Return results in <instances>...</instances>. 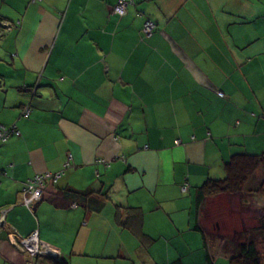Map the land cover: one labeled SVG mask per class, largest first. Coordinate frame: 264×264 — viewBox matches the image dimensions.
Here are the masks:
<instances>
[{
  "label": "crops",
  "instance_id": "0c3cea01",
  "mask_svg": "<svg viewBox=\"0 0 264 264\" xmlns=\"http://www.w3.org/2000/svg\"><path fill=\"white\" fill-rule=\"evenodd\" d=\"M133 1L0 0V125L19 132L0 144V264H51L15 247L33 231L68 264H229L226 211L257 227L195 191L264 154V0ZM45 173L31 213L24 183Z\"/></svg>",
  "mask_w": 264,
  "mask_h": 264
},
{
  "label": "trees",
  "instance_id": "16d2710c",
  "mask_svg": "<svg viewBox=\"0 0 264 264\" xmlns=\"http://www.w3.org/2000/svg\"><path fill=\"white\" fill-rule=\"evenodd\" d=\"M132 2L133 5L131 6H135L133 0ZM139 15L141 16L140 13ZM145 20L151 21L154 27L153 30L149 33V35H145L141 27V33L142 36H150L155 31L156 25L152 20L148 18H145L143 23L145 22ZM11 26L12 25L10 24V29ZM5 33L6 32H3V34ZM3 34L0 36V38L3 36ZM28 91H30V93L34 95L36 93V87L29 88ZM26 106H29V108L31 109L30 104L22 106L20 109V117H22L21 112L23 111V108ZM29 115L27 116V118L29 117ZM223 170L225 172V176L223 178L221 179L209 178L201 186L196 188L195 205L197 211H199L203 202L206 199L215 198L222 194L234 195L245 191L251 195L264 196V189H263L264 154H249V153L234 154L226 162H224ZM257 176H258V181L256 182V185H254ZM186 189L187 187H185V190ZM34 207L31 213H33ZM258 224H259L258 232L264 236V214H262L260 219H258ZM251 234L254 233H249V234L239 233L236 236L235 238L236 243L235 246L233 247L234 254L231 257H229L228 259L229 264H263L260 254L256 248L255 239L252 237L253 235ZM203 238H204V243H206L205 236H203ZM30 258L37 259V258H45V257H30ZM45 259L50 260L51 264H68L67 261L65 260H51L49 258H45ZM174 264H180V263L175 262ZM205 264H213V259L208 254L206 256Z\"/></svg>",
  "mask_w": 264,
  "mask_h": 264
},
{
  "label": "built area",
  "instance_id": "2783aa9c",
  "mask_svg": "<svg viewBox=\"0 0 264 264\" xmlns=\"http://www.w3.org/2000/svg\"><path fill=\"white\" fill-rule=\"evenodd\" d=\"M133 5L132 0H118L117 3L112 8V15L117 17H123L126 14L127 6ZM153 24L149 20H145L142 25V31L145 35L153 30ZM10 31V24H3V27L0 26V36L3 32ZM34 92V90H33ZM220 97L222 94L217 93ZM22 117L27 118L30 113L29 106L23 108ZM19 132L16 129L15 125L8 127L0 126V144L6 142L12 136H18ZM178 144L179 141H176ZM1 175V172H0ZM61 173L56 174H35L32 177L28 178L21 192L20 205L27 208L30 212L33 207L38 204L41 200L43 188L47 181L52 183L57 182L60 178ZM182 191H185V187L182 188ZM14 245L22 253L28 255L29 257H45L51 260H62V255L59 251L54 250L49 247V245L41 242L38 238L37 231H33L28 237H20L14 235Z\"/></svg>",
  "mask_w": 264,
  "mask_h": 264
},
{
  "label": "rangeland",
  "instance_id": "374dc122",
  "mask_svg": "<svg viewBox=\"0 0 264 264\" xmlns=\"http://www.w3.org/2000/svg\"><path fill=\"white\" fill-rule=\"evenodd\" d=\"M257 181H258V176H257V179L255 180L254 185H256ZM254 196L255 195H251V194H249V193L244 191L242 193H237L235 195H228L227 194L222 199L216 200V202L223 203V204L225 202H229L231 205L234 204V206H236V205L240 204L241 201H242L243 204L248 205V208L251 206L252 207V210H251L252 212H248L247 211V213H249L248 215L250 217L247 215L246 217L243 218L244 220L247 221V225H248L252 221V214L256 215V216H259V217H261L262 214H264V200H263V198H262V200L260 199V200L256 201V199H258L260 196L256 195L255 198H253ZM246 209H247V207H246ZM216 210L214 212H216ZM236 212L237 211H226V214H225V217H226L225 219H227V221H225L226 222V228H222L223 229L222 235L224 237L228 236V237H230V239H232L234 237L236 238V236L239 234L240 231H243L244 233H247V234L254 233V234H251V235H253L252 237L255 239L256 248H257V250H258V252L260 254V257L262 259V263L264 264V236L258 232L259 224L256 223L257 227H251L253 225H251V226L248 225L250 227H248V226L242 227V225H239V226L232 225V224L236 223V221H231L232 219H234V220L236 219ZM218 213H221V210L218 211ZM239 213H241V212H239ZM221 220H220V225L222 224ZM238 223H239V221H238ZM221 227H222V225H221ZM214 235H216V236H214ZM208 238H212V240L210 239V241L212 242V244H213L212 246L213 247L214 246L217 247V245L219 243V241H217V240H221V239H219L217 234H215V233L214 234L213 233L210 234V232H208ZM220 242H222V241H220ZM219 245L222 246L223 243H219Z\"/></svg>",
  "mask_w": 264,
  "mask_h": 264
}]
</instances>
